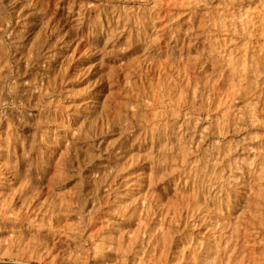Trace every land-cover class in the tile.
I'll return each mask as SVG.
<instances>
[{"label": "rangeland", "instance_id": "rangeland-1", "mask_svg": "<svg viewBox=\"0 0 264 264\" xmlns=\"http://www.w3.org/2000/svg\"><path fill=\"white\" fill-rule=\"evenodd\" d=\"M0 264H264V0H0Z\"/></svg>", "mask_w": 264, "mask_h": 264}, {"label": "clouds", "instance_id": "clouds-1", "mask_svg": "<svg viewBox=\"0 0 264 264\" xmlns=\"http://www.w3.org/2000/svg\"><path fill=\"white\" fill-rule=\"evenodd\" d=\"M172 175H173L172 172H169L167 170H163L160 172L159 177L157 178V182L163 183L164 181H167Z\"/></svg>", "mask_w": 264, "mask_h": 264}]
</instances>
